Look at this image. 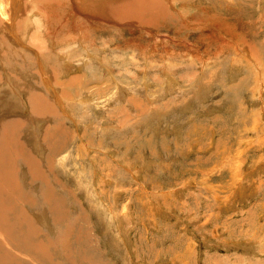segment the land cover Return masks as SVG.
<instances>
[{"label":"rangeland","instance_id":"374dc122","mask_svg":"<svg viewBox=\"0 0 264 264\" xmlns=\"http://www.w3.org/2000/svg\"><path fill=\"white\" fill-rule=\"evenodd\" d=\"M100 1H40L19 14L23 27L0 22L31 65L10 68L0 44V135L33 120L17 139L49 180L26 171L9 137L19 183L35 201L17 214L15 245L35 228L28 245L46 244L57 264H264V0H176L173 22ZM12 4L0 0V9ZM33 92L63 115L61 131L32 115ZM4 196L1 212L12 210Z\"/></svg>","mask_w":264,"mask_h":264},{"label":"bare ground","instance_id":"6f19581e","mask_svg":"<svg viewBox=\"0 0 264 264\" xmlns=\"http://www.w3.org/2000/svg\"><path fill=\"white\" fill-rule=\"evenodd\" d=\"M9 1H11V2H13V4L11 5L12 6V11H11V13H6V11L4 10V5H3V8L2 9H0L1 10V13H2V18L0 17V22H3V20H7V19H9V20H11V22H12V25L14 24L15 25V23H16V26H18L19 25V27L21 26V27H23V23H19V24H17V22H18V19H20V15L19 14H22L23 12H22V10H24V7L26 8V10L28 11V8H29V4L31 5V6H38L39 5V2L40 1H42L43 3H53V4H55V3H60L61 1H64V0H9ZM102 2H104L103 0H101ZM100 1V2H101ZM105 1H107V0H105ZM165 1V2H164ZM167 0H118L116 3H117V5H114V10H116L117 9V11L119 10V9H123L124 11H126L125 10V7L127 8V12L128 13H131V11H133V13H134V9H135V7H137V8H139L142 12H143V14L145 13L144 12V10L143 9H141V8H144V9H150V11L152 12V13H154V18H166V17H170V19H171V22H173L175 19H174V17H175V15H174V13L172 12L171 13V16L170 15H168V14H170V12H171V9H172V5H173V3L176 1V0H172L171 1V5L170 4H168L167 2H166ZM169 1V0H168ZM225 1V0H224ZM231 1V0H230ZM170 2V1H169ZM215 2H217V0L215 1ZM227 2H229V1H227ZM105 3V2H104ZM106 3H108V2H106ZM181 3H184V5L183 6H185L186 5V2H182V1H180V5H181ZM213 3V2H212ZM231 3H232V1H231ZM8 4V3H7ZM103 4V3H102ZM113 4H114V2H113ZM94 5V4H93ZM113 6V5H112ZM116 6V7H115ZM40 7V6H39ZM38 7V8H39ZM100 7V6H99ZM104 7V6H103ZM106 7H107V5H106ZM176 7V6H175ZM174 7V8H175ZM173 8V9H174ZM113 10V9H112ZM122 10V11H123ZM31 11V10H30ZM34 12V11H33ZM119 12H121V11H119ZM150 12V13H151ZM28 13H29V11H28ZM122 13V12H121ZM123 13H126V12H123ZM32 14V13H31ZM216 14V13H215ZM24 15V14H23ZM23 15H21L22 17H23ZM30 14H28V17H30L29 16ZM127 15H129V14H126V16ZM122 16V15H121ZM132 16H134L133 14H132ZM143 16V15H142ZM28 17H24V22H26L27 20H28ZM140 18V17H139ZM156 18V19H157ZM35 19H37V18H35ZM177 19V18H176ZM21 20V19H20ZM191 20V19H190ZM29 21V20H28ZM176 21V20H175ZM195 21H196V18H195ZM0 24H3V23H0ZM183 24H185V26H186V23H183ZM182 24V25H183ZM11 25V26H12ZM3 28V27H2ZM186 28V27H185ZM19 30L18 31H20V29L21 28H18ZM5 31V30H4ZM8 32V31H7ZM21 32V31H20ZM1 34V33H0ZM5 36V35H4ZM16 38V37H15ZM9 39V38H8ZM8 39H6V38H4V37H2L1 35H0V44L1 45H4V52H6V54H3V55H1V59L10 67V68H13V67H15V68H19V69H21V70H24L23 68L24 67H30L31 65H30V61L27 59V57L24 59V56H23V58H21V57H19L21 54H20V52L18 51V49H16L13 45H8ZM12 42V41H11ZM17 44V43H16ZM3 47V46H2ZM3 52V53H4ZM45 55V54H44ZM27 56V55H26ZM55 56V55H54ZM50 57V56H49ZM36 59V58H35ZM37 60V59H36ZM42 60L43 61H45V63L46 62H48L47 61V59L45 58V56H42ZM4 62H2V63H4ZM55 62V61H54ZM12 64H14V66L13 67H11V65ZM2 65V64H1ZM56 65H58V64H56ZM50 69H52L53 68V70L55 71L56 70V67H53V65H50ZM9 68V69H10ZM38 68V67H37ZM58 68V67H57ZM36 69V68H35ZM62 69V68H61ZM7 70H8V68H7ZM11 70V69H10ZM10 70H8L9 72H10ZM12 70H14V69H12ZM60 70V69H59ZM17 71V70H16ZM20 71V70H19ZM41 70H39L38 72H34L35 74H34V77H36L37 75H39L38 77H39V80H40V72ZM57 71H58V69H57ZM56 71V72H57ZM18 72V71H17ZM24 72V71H23ZM56 72H53V74H55ZM8 73V72H7ZM59 73V72H58ZM61 74V73H60ZM42 75V74H41ZM48 76V75H47ZM12 77H13V75H12ZM51 77V76H50ZM82 77V76H81ZM2 78H3V76H2ZM4 79V78H3ZM42 80V79H41ZM48 80V79H47ZM50 80V79H49ZM48 80V81H49ZM51 81V80H50ZM37 82V81H36ZM36 82H34L36 85L38 84V83H36ZM76 82V79H71L70 80V82H69V84H74ZM3 83V82H2ZM41 83H42V81H41ZM43 84V83H42ZM68 85V84H67ZM7 87V86H6ZM38 87V86H37ZM63 87H64V85H63ZM8 89V88H7ZM4 90V89H3ZM9 90V89H8ZM19 90V89H18ZM19 92V91H18ZM31 92V91H30ZM23 97V96H22ZM27 97V96H26ZM70 98V97H69ZM50 99V98H49ZM49 99H46V98H43V97H41L39 94H36V93H34L33 92V94L31 95V100H30V109H31V112H32V115H34V117H40V118H42L43 116H45V115H47L48 117H50L52 120H53V123L52 124H54V121H55V125H54V128H58L57 127V125H60V122H62V120L64 119V118H62V114H60L59 112L60 111H58L55 107H54V105L51 103L52 101H50ZM15 100V99H14ZM20 100V99H19ZM27 100H29V99H27ZM24 101V100H23ZM28 103V102H27ZM23 104V103H22ZM12 105V104H11ZM23 107V106H22ZM27 107V106H26ZM19 109V108H18ZM62 110V109H61ZM27 115V114H26ZM65 117V116H64ZM67 118V117H66ZM14 119V118H13ZM20 119V118H19ZM31 119V118H30ZM34 119H36V118H34ZM56 119H59V123H57L56 122ZM65 120V119H64ZM58 121V120H57ZM68 121V120H67ZM10 122H12V121H10ZM65 122V121H64ZM15 123V124H14ZM28 123V124H27ZM66 123V122H65ZM10 124H11V126H10ZM9 124V126H7L5 129H4V131L2 132V134L0 135V207L2 206L3 207V205H4V201L6 200V198H4L5 196L4 195H6L7 194V199H8V206H9V204H11L10 206L12 207V210H11V208H9V210H7L8 208L6 207V209H5V211H3V212H1L2 213V216L0 217V264H18V262H19V264H57V260L56 261H54L52 258V254L50 255L51 256V259L49 258L50 256L48 255V251L47 250H49L48 248H47V245L45 244L44 245V243H38V245H40L39 246V248H40V250L36 247V249H38L39 251H38V253L41 251V249H43V253L45 254V256H47L46 257V259L47 258H49L48 259V261H46V259H45V261L44 260H42L40 257L41 256H37L36 254H38L37 253V250L35 249V248H33V247H30V246H34V245H31V243H33V242H36V241H33V242H31L32 241V239H34L35 238V236H37V235H35L36 234V232H35V228H29V229H27V230H24V234H23V236L21 237V241H23V243L21 242L20 243V245H18V246H16L15 245V234H16V232L17 231H19V230H23V228H21L22 226H20L19 224H17V222H15V219H19V218H21V216H19V217H17V214L19 215V213H21V212H23V204L24 205H26L27 207H29L28 205H30V204H33L34 202L32 201V198H29L24 192V190H22L23 188H22V184L21 183H19L20 182V178H19V174H20V171H21V169H19V168H17L16 167V163H15V158H14V155H12L13 154V151L15 152V154H18V155H20L21 156V160H20V162H21V164L22 165H24V167L26 166L27 168H26V171H30L31 173H33L32 175H33V177H35V175H36V177H37V175H38V172L40 171V173L39 174H41L42 172L41 171H43L44 172V170L42 169V166H40V164L39 163H41L40 161H36L35 160V158L33 157V156H30V154L29 153H27V151H23L22 152V150H27V149H24V147H25V145L23 144L24 142L22 141V142H20L18 139H17V137H21L20 135H23L24 133H22L23 132V128L26 126V125H29V124H31V127H29L28 126V128H30V129H33V128H35V123H34V121L33 120H19V121H16V122H12V123H10ZM26 124V125H25ZM64 125H67V124H64ZM56 126V127H55ZM15 129H14V128ZM63 127H65V126H63ZM2 128V127H1ZM27 128V129H28ZM52 130L54 129V128H52V127H50ZM68 128V127H67ZM46 129H48V128H46ZM51 129H49V130H51ZM56 129H54V132H55V130ZM60 129V128H59ZM59 129H57V132L59 131ZM65 129H66V127H65ZM69 129V128H68ZM49 130H46L47 132H49ZM60 131H61V129H60ZM73 131V130H72ZM35 132H37L36 130H35ZM50 132H53V131H50ZM66 131L64 130V133H65ZM22 133V134H21ZM63 133V132H62ZM67 133H69V137H70V132L69 131H67ZM67 133H66V136H67ZM72 133H74V132H72ZM71 133V135L73 136V134ZM48 133H46V138H44V139H46V142H50L49 140V138H51L52 136L51 135H53V137H54V135L56 134V132H55V134H51L50 136H48L47 135ZM79 134V133H78ZM57 136H58V134H56ZM61 135H63V134H61ZM35 136V135H34ZM57 136H55V137H57ZM75 136L76 137H78L77 136V133L75 132ZM74 136V137H75ZM9 137H13L11 140H12V142H15V144H14V146H13V151H9L10 149L8 148V145H7V143H8V141H10V140H8V138ZM62 137V136H61ZM74 137H73V140H74ZM47 139H49L48 141H47ZM56 139V138H55ZM59 139H60V137H59ZM63 139H65V138H63ZM70 139V138H69ZM14 140V141H13ZM57 140V139H56ZM55 140V141H56ZM71 140V139H70ZM66 141V140H65ZM10 143V142H9ZM17 143L19 144V147L21 146V149H20V151H19V149H18V145H17ZM21 143V144H20ZM61 143H63V142H61ZM64 144H65V142H64ZM63 144V145H64ZM22 145H24V147L22 146ZM10 146V145H9ZM52 146V148H51V150L53 149V147L55 148V146H53V145H51ZM1 147H2V149H1ZM56 147H59V145H57ZM4 148V149H3ZM62 149H63V147H62ZM50 150V149H49ZM50 150V151H51ZM57 150H59V148H57ZM81 150V149H80ZM2 151H4V152H2ZM54 152H56V150L54 151ZM11 153V157L10 156H8L9 154ZM58 153V152H57ZM4 154L7 156H4ZM24 154H27V156H25ZM51 154V153H50ZM50 154H48V155H50ZM23 155V156H22ZM53 155H55L56 156V154L54 153V154H52V156ZM66 155V154H65ZM54 156V157H55ZM61 156V155H60ZM63 156H64V154H63ZM62 156V158H60L61 160H63L64 159V157ZM53 157V158H54ZM37 158V157H36ZM39 158V157H38ZM51 157H49V160H51L50 159ZM47 159V158H46ZM45 159V160H46ZM57 159H59V158H57ZM55 161V160H54ZM54 161H53V165H54V168H55V166H58L57 164L55 165L54 164ZM57 161V160H56ZM56 161H55V163H56ZM65 161V160H64ZM46 162H47V160H46ZM47 163H49V161L47 162ZM62 164V163H61ZM49 165V164H48ZM19 166L21 167V165L19 164ZM49 166H51V165H49ZM62 166V165H61ZM63 166H64V164H63ZM23 168V167H22ZM48 168V167H47ZM52 168V167H51ZM50 168V169H51ZM46 170V169H45ZM35 171H38L37 172V174H36V172ZM29 173V172H28ZM30 173V174H31ZM35 173V174H34ZM31 176V175H30ZM60 176V175H59ZM35 177V178H36ZM57 177V176H56ZM34 178V179H35ZM37 178H41V179H44V180H40V181H42L41 183H44L43 185H46V183H48V179L46 178V175H45V172L43 173V174H41V175H39ZM36 178V179H37ZM55 180V179H54ZM57 181H58V179H56ZM32 181H33V178H32ZM35 181V180H34ZM36 181H38V180H36ZM36 183H38V182H36ZM41 185V184H40ZM39 185V186H40ZM106 185V184H105ZM47 186V185H46ZM9 187V188H8ZM38 187V186H37ZM43 187V186H42ZM42 187L40 188V187H38V188H40L41 189V192H42ZM1 188H3V190L1 189ZM50 188H51V186H50ZM97 188V187H96ZM7 189H8V191H7ZM38 190V189H37ZM94 190V189H93ZM91 191V190H90ZM45 192V191H44ZM93 193V192H92ZM57 194V193H56ZM67 194L68 195H70V193L69 192H67ZM46 196V195H45ZM59 196V195H58ZM47 198H52V199H56L57 201H56V205H59V206H61L62 207V209L63 208H65V206H64V204H62L61 203V201L59 200V199H57L54 195H53V193H50L49 195H48V197ZM72 198H74V197H71V200H72ZM77 201V200H76ZM76 204V203H75ZM78 204V203H77ZM78 207V206H77ZM46 208H48V206L46 207ZM7 210V211H6ZM11 210V211H10ZM52 210V209H51ZM79 210H80V208H79ZM25 211V210H24ZM26 213V212H25ZM31 214V213H30ZM60 215V214H59ZM67 215V214H66ZM8 216H11L12 218H13V221L12 222H15L19 227H15V226H13V227H9L10 225H15V223H9V218H8ZM28 219H30L29 217H28V215L26 216ZM56 217V216H55ZM63 217V216H62ZM65 218H66V216H64ZM72 218V217H71ZM79 218H80V215H79ZM5 219H7V222H6V220ZM9 219V220H8ZM55 218H53V220H54ZM58 219V218H57ZM72 219H74V218H72ZM21 221V220H20ZM57 221H59V220H57ZM11 222V221H10ZM53 222V221H52ZM60 222V221H59ZM69 222V221H68ZM23 223V222H22ZM55 223V222H54ZM63 223H65V222H63ZM71 223V222H70ZM58 224V223H57ZM72 224L73 223H71V227H72ZM9 225V226H8ZM67 225V224H66ZM69 227V226H68ZM70 227V228H71ZM62 229H64V228H62ZM73 229V228H72ZM76 229H78V228H76ZM80 229H82V228H80ZM40 232V231H39ZM56 232V231H55ZM38 233V232H37ZM84 233V232H83ZM42 233H40V235H41ZM71 234V233H70ZM72 234H74V233H72ZM72 234H71V236H72ZM87 234V233H86ZM89 234V233H88ZM35 235V236H34ZM46 235V234H45ZM47 236H49V235H47ZM70 236V235H69ZM74 236V235H73ZM72 236V237H73ZM28 237V238H27ZM75 237V236H74ZM89 237V236H88ZM22 238H24V240H22ZM37 238V237H36ZM40 238V237H39ZM46 238V237H45ZM45 238H43V239H45ZM76 238V237H75ZM70 239V238H69ZM80 239V238H79ZM79 239H77V241L79 240ZM35 240V239H34ZM38 240V239H37ZM46 240V239H45ZM53 240V239H52ZM72 240V239H71ZM71 240L69 241V242H71ZM41 241V240H40ZM75 241V240H74ZM73 241V242H74ZM24 242H26V243H24ZM39 242V241H38ZM46 242V241H45ZM49 242V241H48ZM51 243L53 242V241H50ZM65 242V241H64ZM67 243V245H69L70 243ZM81 242V241H80ZM28 243H30V246L28 245ZM47 243V242H46ZM63 243V242H62ZM78 244H81V243H79V242H77ZM52 244H55V243H52ZM74 244V243H73ZM57 246L59 245H61V244H56ZM66 245V244H65ZM35 246H36V244H35ZM34 246V247H35ZM57 246H54L55 248L57 247ZM62 246V245H61ZM70 246V245H69ZM68 246V247H69ZM74 246V245H73ZM77 246V245H76ZM87 246V245H86ZM63 247V246H62ZM62 247H60V248H62ZM71 248H72V245L70 246ZM69 247V248H70ZM84 247V246H83ZM89 247V246H88ZM91 247V246H90ZM50 248V247H49ZM67 248V247H66ZM81 248V247H80ZM84 248H86V247H84ZM94 248V247H93ZM97 248V247H96ZM57 249V248H56ZM92 249V248H91ZM52 250V249H51ZM58 250V249H57ZM57 250H55V252H57ZM71 250H73V249H71ZM77 250V249H76ZM79 250V249H78ZM52 251H54V249L52 250ZM63 251H68L69 252V249H67V250H63ZM85 251V250H84ZM54 252V254H57V253H55ZM72 252V251H71ZM74 252V251H73ZM72 252V253H73ZM81 252H83L82 250H81ZM86 252V251H85ZM89 252V251H88ZM92 252V251H91ZM24 253V254H23ZM41 253V252H40ZM63 253V252H62ZM60 254L59 253V256L61 255H63V254ZM71 253V254H72ZM77 253H80V251L79 252H77ZM90 253V252H89ZM54 254H53V256H54ZM81 254H83V253H81ZM81 254H79L78 256L79 257H77L78 259L81 257L80 255ZM33 255H36L37 257L36 258H38L39 257V259H38V261L37 262H35V260L33 261V258L31 257V256H33ZM88 255V253L85 255V256H83V257H81V258H83V260H85L86 258V256ZM45 256H43V257H45ZM59 256H58V258L57 259H59ZM74 256H76V255H74ZM73 256V257H74ZM90 256V255H89ZM19 257L21 258V259H23V261L21 260V259H19ZM63 257V256H62ZM73 257H71V258H73ZM16 258H18L19 259V261L18 260H16ZM35 258V257H34ZM55 258V259H56ZM70 258V257H69ZM68 258V259H69ZM76 258V257H75ZM80 258V259H81ZM89 258V257H88ZM25 259V260H24ZM60 259H61V257H60ZM63 259V262L65 261L64 260V258H62ZM68 259H66V260H68ZM91 259V258H90ZM37 260V259H36ZM51 260V262L52 263H50L49 261ZM71 260V259H70ZM69 260V261H70ZM73 261H74V258L72 259ZM82 260V261H83ZM89 260V259H88ZM88 260H86V261H88ZM100 260V259H99ZM75 261H76V259H75ZM91 261H92V259H91ZM25 262V263H24ZM67 262V261H66ZM72 262V261H71ZM77 262V261H76ZM81 262V261H80ZM79 262V263H80ZM88 262H90V260L88 261ZM93 262V261H92ZM65 263V262H64ZM68 263V262H67ZM90 264V263H89ZM102 264V263H101Z\"/></svg>","mask_w":264,"mask_h":264}]
</instances>
